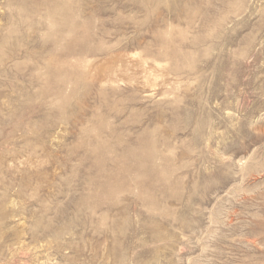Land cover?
Listing matches in <instances>:
<instances>
[{"label": "rangeland", "instance_id": "1", "mask_svg": "<svg viewBox=\"0 0 264 264\" xmlns=\"http://www.w3.org/2000/svg\"><path fill=\"white\" fill-rule=\"evenodd\" d=\"M0 264H264V0H0Z\"/></svg>", "mask_w": 264, "mask_h": 264}, {"label": "bare ground", "instance_id": "2", "mask_svg": "<svg viewBox=\"0 0 264 264\" xmlns=\"http://www.w3.org/2000/svg\"><path fill=\"white\" fill-rule=\"evenodd\" d=\"M69 30H70V28H69Z\"/></svg>", "mask_w": 264, "mask_h": 264}]
</instances>
